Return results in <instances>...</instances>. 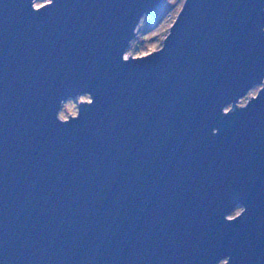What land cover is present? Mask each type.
Instances as JSON below:
<instances>
[{
    "label": "water",
    "instance_id": "water-1",
    "mask_svg": "<svg viewBox=\"0 0 264 264\" xmlns=\"http://www.w3.org/2000/svg\"><path fill=\"white\" fill-rule=\"evenodd\" d=\"M36 1L0 0V264H264V0L128 59L163 0Z\"/></svg>",
    "mask_w": 264,
    "mask_h": 264
},
{
    "label": "rangeland",
    "instance_id": "rangeland-1",
    "mask_svg": "<svg viewBox=\"0 0 264 264\" xmlns=\"http://www.w3.org/2000/svg\"><path fill=\"white\" fill-rule=\"evenodd\" d=\"M50 0H38L34 7L38 8L44 4H47ZM184 0H163L158 7L147 18L143 19L150 21L151 29L145 30L143 19L139 23L135 37L131 41L129 47L126 50L125 58L143 57L152 52L159 50L162 47L163 41L169 30L181 10ZM264 86V82L258 86L252 88L238 103L237 107H243L257 92ZM89 96H81L72 100L64 102L59 112L60 119L67 120L69 117L76 116L78 110V104L89 102ZM231 106L227 107L225 111H229ZM241 206L236 207L228 216V219H232L238 216L242 212ZM226 260H222L220 264H223Z\"/></svg>",
    "mask_w": 264,
    "mask_h": 264
},
{
    "label": "trees",
    "instance_id": "trees-1",
    "mask_svg": "<svg viewBox=\"0 0 264 264\" xmlns=\"http://www.w3.org/2000/svg\"><path fill=\"white\" fill-rule=\"evenodd\" d=\"M143 23L145 25V30L149 31L151 29L150 21L148 19H143Z\"/></svg>",
    "mask_w": 264,
    "mask_h": 264
}]
</instances>
